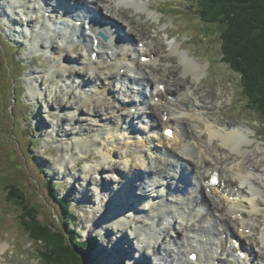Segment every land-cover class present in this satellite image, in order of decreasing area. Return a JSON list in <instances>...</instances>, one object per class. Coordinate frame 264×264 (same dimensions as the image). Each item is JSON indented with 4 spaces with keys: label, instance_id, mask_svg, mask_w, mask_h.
Instances as JSON below:
<instances>
[{
    "label": "bare ground",
    "instance_id": "1",
    "mask_svg": "<svg viewBox=\"0 0 264 264\" xmlns=\"http://www.w3.org/2000/svg\"><path fill=\"white\" fill-rule=\"evenodd\" d=\"M49 1L50 3L47 0H13L10 4V1L4 3V0H0V8L7 4L8 10L14 12L22 6L25 19L20 22H24V25L29 27L35 23L29 18L32 17L29 15L32 11H36L38 15L36 23L49 22L44 18V14L51 10V3L55 0ZM65 1L78 4V8L83 11L96 8L104 15L111 13L113 18L109 17L118 22L126 18L123 11L132 9L136 11L135 13L141 14L142 7L149 9L145 0ZM43 3L48 6V10L45 9ZM144 3L146 7H144ZM14 20L17 21L10 19L9 22ZM53 23L57 24L54 21ZM124 27L125 37L115 53L113 52L115 36L112 33V27H110L112 42L105 44L98 41L96 47L92 45L93 42L90 38L84 39L86 42L84 46L73 39L69 40L67 32H64L60 38H56L51 28L35 29L40 32L35 33L33 47L41 43L39 49L44 50L46 54L51 52L54 55L48 56L52 64L50 73L45 77L40 74L32 75L31 81L28 82L29 94L33 98L37 93H39L38 95L48 92L50 95L53 92L64 94L67 100L62 99L63 95H56L54 98L58 109L64 107L66 109L68 102L72 101L70 109L73 111H69L72 115L68 119L70 124L67 123L70 129L65 131V133H69L61 132L62 134L58 138H50L58 141L56 143L62 150L75 148L76 152L80 151V153H83L80 147L83 148V151H88L91 146H98L100 136L107 135L109 131L112 134L107 135L106 139L116 138L113 132L132 122L133 117L130 110L137 103L136 97L140 95V90L136 91L124 83L122 86L124 91L117 94L113 89L114 83L127 82L130 78V82L139 87H152L150 94L152 101L146 99V104L143 103L142 108H136L142 112L138 111L136 114L146 116L143 122L145 129L161 130L158 144L154 143V140L148 143V139L145 137H142V143H137L130 137L125 138L128 140L124 145L122 144L123 152L118 153L119 158L123 160V168H121V162L113 160L114 157H117L115 151L109 150L108 152L107 150L104 161L98 165H90L87 171L94 176L100 175L104 171L113 173L121 171L119 174L125 179L121 187L115 190L118 192V196L111 197V201L118 197L113 200V203L116 202L115 206L119 210H121L119 206L124 209L123 203L125 207L128 206V209L134 208L133 202L137 201L134 198L136 186L140 184V176L143 175V173L140 174L141 171L146 173L144 176L151 182V192L158 197L153 202L147 199L141 208L138 207V212L129 214V218L122 215V211L120 212L121 217H117L118 214H113L117 218L110 222L112 226H105L109 227L108 229L101 224V227L108 232L105 233L109 234V237L113 236V232L117 236L115 239L107 238V242L100 246V254L106 259L108 251L113 252L111 263L107 262L109 264H115L120 260L123 264H132L131 261L134 262L133 264H140V262L146 261L147 257L144 254L141 255L138 250V256L133 253L134 247L129 244H133L130 242L132 237L126 235V232H130L135 237L134 241L139 251L145 247L155 254L163 252L166 258L158 259L162 264H264V219L261 223L254 224L260 222L259 213L264 214V150L260 148L259 150L262 151L260 154L249 149L248 152L246 151L248 144L242 140V137H246V141L252 140L247 132L248 129L243 126L230 127L227 123H223L219 124L222 127L217 128L208 124L209 112L219 106V100L212 98L210 94L199 96L195 93L196 84L203 74V66L200 63L189 58L188 55H184L187 53L182 52L180 61L183 69L176 75H182L183 78L179 77L178 81H174L176 77L168 69L174 73L180 69L177 70L176 66L174 69L171 64L162 65V57L153 51L155 49L154 42L138 39L135 35L136 28L132 23L126 24ZM12 28L10 27V29ZM75 32L73 29L69 31L71 36H75ZM16 36L22 37L19 33ZM52 40L54 44L50 43ZM166 41L171 54L176 53L178 50L174 42H169L170 39H166ZM117 42L120 43L118 40ZM77 48H81L82 54L80 53L78 56L82 63L77 67H70L65 62H71L72 59L68 53L64 57L63 54L65 50ZM96 48L98 57L93 60L90 53L94 52ZM88 55L89 58H87ZM143 58L149 60L144 61ZM153 66H159L164 71L154 72L152 71ZM187 76L191 79L186 80ZM45 79L49 84L46 87L43 82ZM180 79L183 80L180 81ZM185 80L186 82H184ZM90 83L93 86H91L92 89L82 90L84 95L80 94L81 98L75 101L77 97L74 96L71 86L78 84L76 86L79 89V87ZM160 85L165 86L161 89ZM155 99H157L156 102ZM82 108L88 110L87 115L91 119L86 127L82 124L84 122L82 118L78 116L81 114ZM100 112L106 115L104 116ZM76 125H81L79 127L84 129L72 132ZM171 126L180 129L174 132L172 139L164 134V131ZM55 127H50L52 136L57 134L56 129L60 126L58 124L57 128ZM215 128L222 132L214 131ZM198 129L201 130L198 131ZM188 131L191 133L190 137ZM84 132H87V135L76 137L73 135V133L84 134ZM202 132L206 137L205 142L201 140ZM214 141L219 144L212 148H205L208 143H214ZM117 142L118 138L112 141L105 140V143H111L105 146L110 147ZM223 150H226L225 153L228 156L225 155L219 159L213 155V152L219 154V151L223 152ZM229 153L234 154L229 156ZM254 154H257L255 158L252 157ZM73 155L75 154L73 153ZM59 163L62 166L72 164L64 157L59 159ZM215 171L220 173L221 184L212 188L209 181ZM129 174L136 175L132 178L128 176ZM107 179L109 180V177ZM168 179H174V181L169 191L170 194L165 195L160 192V188L166 186ZM101 184H104L103 188L109 191L110 184L106 180L101 179ZM187 184L190 185L187 186ZM157 188H159L158 191ZM81 197L79 202L82 207L85 203L90 205L92 202L88 194L83 193ZM143 214L147 216L146 221L142 219ZM107 216L109 214H105L102 220ZM253 218L254 221H252ZM224 234L227 235L228 241L226 242L223 238ZM218 238H220V243H216ZM126 244L129 245V249L125 248ZM171 246L175 247L172 249ZM243 250L245 254H250L252 262H241L238 252ZM196 251L199 258L194 263L190 256ZM182 254L187 256V259L181 257ZM115 255H118L117 259H115ZM131 255L133 258L130 257ZM100 258L104 259L101 256ZM258 258H260V263L257 262Z\"/></svg>",
    "mask_w": 264,
    "mask_h": 264
},
{
    "label": "rangeland",
    "instance_id": "2",
    "mask_svg": "<svg viewBox=\"0 0 264 264\" xmlns=\"http://www.w3.org/2000/svg\"><path fill=\"white\" fill-rule=\"evenodd\" d=\"M146 1H148L149 4L147 2L146 3L150 5V7L147 10H144L142 7L140 9L143 10L142 15L135 13L136 11L132 9H130L129 11H123L126 18L120 20L119 22H122L123 24L125 23V26L126 24L132 23L136 28L135 35L138 37V39L154 42L155 49H153V51H155L156 54H159V56L162 57V65L171 64L174 69L175 66L177 70L180 69V71H176V73L168 69V71H170L172 75L176 77L174 81H178L177 79L179 77H182V75H176L181 72V69H183L180 61V54L182 52L188 53L184 55H189V58L200 63L203 66V74L199 82L196 84L197 89L195 90V93L199 96L210 94L212 98L219 100V106L209 112V117H207L208 124L210 123L212 127L215 126L217 128L222 127L220 125H222L223 123H227L230 127H245V129H248L247 132L252 140L246 141V137H242V140L248 144L246 146V151L248 152L249 149L254 153L260 154L262 151H260L259 149L261 148L264 150V127L261 125L262 120L255 112L251 111L246 106L247 99L243 96L244 94L241 93L243 88V79L241 75L238 73V71L236 72L235 70H232L231 67L223 59L224 52L222 51L223 43L221 41V34L223 29L219 28L220 26L216 25V23L208 24L201 19V9H199L198 7V0H177V2H175V0H173L174 2L171 0L168 3H165V1L167 0ZM226 1L228 2L230 0ZM144 7H146L145 3ZM226 7H230L229 2ZM150 9L153 10L152 13L148 11ZM131 11L132 13H130ZM106 15L112 17L111 13ZM1 25L2 22H0V27ZM126 31L128 32V30ZM60 36L61 35H55L54 37L60 38ZM8 37V42L12 41L13 39H20L13 35ZM166 39H170L169 42H174L175 47L178 50L176 53L171 54ZM53 40L50 43L54 44ZM0 41H2L1 37ZM28 41L29 40L25 41L24 43L27 45ZM29 51L30 50L25 51L24 58H33L34 68H28L24 75L26 73H29L28 79H30L32 75H35H31V73L35 72L38 73V75L40 74V76L45 77L46 74L50 73L51 59L47 58V56H49V53L46 55L42 54L44 55L43 57H31L27 55ZM40 52H44V50H40ZM68 55L72 59H74V62H70L71 66H78L80 63H82L78 59L79 56L77 57V52L70 51ZM12 56L13 53L7 52L3 50L2 47H0V248L2 249V251L0 252V261L1 264H48L49 262H51L50 259L44 261L45 259L43 260L42 258H40V255L43 256V254H45V250L42 244L37 241H35L34 243L28 242L29 237L24 233L25 230H23L24 225L22 222L23 217H21L20 215H22L23 213V216L29 215V221H31L32 219V222L34 224L41 225H43V223L47 221L57 224L56 221L61 220L62 226L65 227L66 221L64 216L62 215L57 200V203L52 199L50 200L51 202L48 200V189L45 188L44 181L53 184L59 183L61 186L54 189V191H57L64 200H69L71 202V211L76 217V221L74 222V224L77 227L78 236H80V238L78 239H80V241H86L87 239L93 238L96 240L97 245L100 242V246L103 243L105 244L107 242V238L111 239L113 237V239H115L117 236L116 233L113 232V236L109 237V234H106L108 232H106L104 228L108 229L109 227L105 226H110V222H113V220L115 219L114 215L118 214L117 217H119L121 213L117 212L111 207H109V209L106 206L103 210V206H101V201L103 200L100 196L99 190L103 188L104 184H101V187H99L98 185L100 184L101 179H104L110 184L109 190H111L112 187L113 189H115L117 188V184L122 180V178L125 177L119 174V172L121 173V171L115 173H113L112 171H104L101 172L100 175L98 174L94 176L91 175L89 171H87V168L90 165L94 166L103 162L104 158L107 155V150L108 152L109 150L115 151L117 157H114L113 160L119 163L121 162L120 164H122L123 160L119 158L120 156L118 155V153L123 152L121 148L124 145L125 141H127L128 139H125L127 138L126 132H114L116 138H118L119 140L116 144L112 145L113 147H107L105 146L104 139H106L107 135L112 134V132L107 135L103 134L100 137L102 143L101 147L99 144V147L94 144L95 146H91L88 151H83V148L80 147L83 153H80L79 155L77 154L76 158L72 157V154H70L71 151L69 150H66L63 153H61L60 151H56L52 146L51 142H53V140H50V137L48 138L47 135H44L46 139L44 137H40V133L43 129L41 130L39 129V127H48L50 129L51 126H56L55 128H57V125L59 124L60 127L56 129L57 131L54 130L57 134L53 136L51 135L53 139L58 138L62 133H69H65V131L69 128L68 119L72 115L71 113H69V111H73V109H70L72 108V101L70 100V102H68V107H66V110L65 107L62 109H58V105L55 103L54 98L56 95H63L64 98H62L61 96L60 98H62L63 100H67V97L60 92H57L56 94L55 92H53L52 95H50L49 92L42 95H38L39 93H37L36 97H31L29 94L28 83L25 76L23 75L21 79L17 78L19 73L13 72V68H11V62L13 60ZM30 63L32 62L28 61L26 65ZM11 71L13 73V76L11 75L9 78V72ZM152 71L163 72L164 70H161L159 66H153ZM187 77L186 80L191 79V77ZM20 80L24 85V93L20 88ZM182 80L183 79H180V81ZM186 80L184 82H186ZM43 82L45 84V87L49 85L46 79ZM52 83L53 81L51 80V84ZM89 85L90 86H87L86 89L91 88V83ZM113 86L115 90H118L120 87L118 83H114ZM42 88H44V85H42ZM80 90L82 91L85 89L84 87H79L78 89L77 86H72L74 96L77 97L75 98V101L80 99V97L78 96ZM63 91L67 93L66 90L63 89ZM22 100L23 102H25V100L28 101V104L31 103L35 105V108L31 110V115L32 117H34L32 118L31 124L34 125V121L35 119H37V124L39 126H37L36 128L34 125L37 130V132L33 134L35 138L50 141L48 142V149L43 148V143L38 145V147L30 149L33 156H35V159H31V156L28 155L27 152V141H25V138L29 135V120L28 116H26L28 114V112L26 111L28 110V108L24 110ZM61 103L63 102L61 101ZM87 112L88 110L86 108H82V111L80 112L81 114H78V116L82 118V121H84L82 123L84 127H86L91 122V119L90 117H88ZM100 114L104 116L106 115L102 112H100ZM93 123L97 125V123ZM79 126L81 125H76L75 129L72 132H77L84 129ZM141 126H143V124ZM217 128L213 130L216 132L217 130L218 132H222ZM200 130L201 129H198V131ZM160 134L161 131H159L157 134L149 133L145 138L148 139V143L153 142L154 140V143L158 144ZM190 134V131H188L189 137ZM203 134L204 132H202L201 135L203 136ZM81 135H87V132H84V134ZM116 138H109V140L106 139V141H112ZM201 140L205 142L206 137L203 136ZM54 141L58 142L56 140ZM141 141L142 140L139 139L137 143H142ZM18 143L22 144L20 146L22 149L18 148ZM208 144L205 148L215 147V145L219 143L217 141H214V143L210 142ZM60 145L62 146L61 143ZM44 146L46 147V145ZM133 149H135V147ZM225 152L226 150H223V152L219 151V154L213 152V155H216L219 159H221L225 157V155H227ZM233 154L234 153H229V156H233ZM249 154L251 155L252 153ZM257 154H254L252 157L255 158ZM61 157L67 158L72 164L67 166L58 165L59 159ZM29 160H31L30 163L28 162ZM206 162L211 163L208 160H206ZM35 163H37L39 166L43 165L44 163H48V165L50 164L48 172L45 175H42L40 170H36L37 165ZM123 167L124 164L121 165V168ZM52 169H55L56 171V174H54L53 176L51 171ZM143 172L144 171H141L140 174ZM135 175L136 174H129L128 176L133 178ZM91 177L92 180H90ZM108 177L109 180L107 179ZM256 182L258 183V181ZM9 187H19L20 189H22V194H25V199L23 198L24 206L26 207L25 210H22L23 208L21 206H16L12 203V201L8 199ZM71 190L74 192L73 194ZM83 193L88 194L91 197L92 202L90 203V205L85 203L82 207L79 199L82 198L81 194ZM101 194L104 196H106L107 194L108 197L110 196V194L108 195V190L106 188ZM72 195H77V200H72L70 198L72 197ZM107 201L108 198L106 199V202ZM102 204H104V202H102ZM29 207L34 208V210H30ZM123 207H125L124 203ZM116 208L118 207L116 206ZM105 214H109V216L105 217V219L102 220ZM258 219L260 222L254 224L261 223V221H263L264 219V214L259 213ZM254 220L255 219L253 218L252 221ZM101 224L104 225V228L101 227ZM67 229L70 230V227L67 226ZM100 246L98 249L95 248L94 253L92 252V257L95 260L94 264L111 263L113 252L111 250L108 251V253L106 254V260L104 256H102L99 252V249L101 248ZM128 247L129 245L126 244L125 248L129 249ZM173 247L174 246H171L172 249ZM160 252L158 254H155L153 251L147 250L146 253L143 254L148 256V258H146V261H148L149 259L152 260V255L160 256L159 259H165V254L163 252ZM100 256L104 259H101ZM114 257L115 259H117L118 255H115ZM181 257L187 259V256H184L183 254L181 255ZM121 261L122 260L116 262L115 264H121ZM146 261L140 262V264H145ZM131 262L132 264L134 263L133 261ZM257 262L260 263V258H258Z\"/></svg>",
    "mask_w": 264,
    "mask_h": 264
},
{
    "label": "trees",
    "instance_id": "3",
    "mask_svg": "<svg viewBox=\"0 0 264 264\" xmlns=\"http://www.w3.org/2000/svg\"><path fill=\"white\" fill-rule=\"evenodd\" d=\"M228 2L229 8L226 7ZM228 2L198 0L200 16L204 22L216 23L223 29L221 41L224 60L232 70L238 71L241 75L243 92L248 99L247 106L260 117L264 126V0ZM28 142V147L34 146L35 141L29 139ZM45 188L48 189V200L55 199L52 184L45 182ZM8 189V199L25 210L23 201L25 194H22V189L19 187ZM60 209L66 221L65 227L62 226L61 220L56 222L57 225L51 222H44L41 225L34 224L32 219L29 221V215L23 216L24 213L20 215L23 217V229L28 233L29 239L40 242L45 250V254L40 255V258L45 259L44 261L50 259L51 262L48 264H93L94 245L79 241L77 234L67 229L72 223L71 218L69 220L67 217L68 207L61 206ZM30 210L33 211L34 208Z\"/></svg>",
    "mask_w": 264,
    "mask_h": 264
}]
</instances>
